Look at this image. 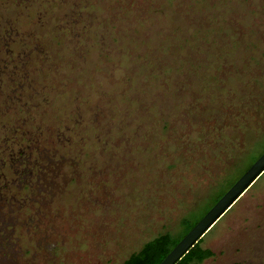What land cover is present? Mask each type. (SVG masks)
<instances>
[{"label":"rangeland","instance_id":"1","mask_svg":"<svg viewBox=\"0 0 264 264\" xmlns=\"http://www.w3.org/2000/svg\"><path fill=\"white\" fill-rule=\"evenodd\" d=\"M263 149L264 0H0V264H123ZM201 241L264 264V173Z\"/></svg>","mask_w":264,"mask_h":264},{"label":"trees","instance_id":"2","mask_svg":"<svg viewBox=\"0 0 264 264\" xmlns=\"http://www.w3.org/2000/svg\"><path fill=\"white\" fill-rule=\"evenodd\" d=\"M24 82L22 80L21 83H15L17 89H21ZM35 97V96H34ZM40 103L42 99H39ZM21 108L17 110V114H23V110L27 112V105H29V101L23 102L21 101ZM35 106H39V104H35ZM34 108V107H33ZM264 152V149L257 154V156L249 163V165L242 170V172L235 177L224 190L219 192L213 202L209 205L205 213L224 195V193L242 176V174L259 158V156ZM44 174V180L49 179L48 173ZM47 175V177L45 176ZM46 177V178H45ZM40 181V180H39ZM203 213L201 216L195 219L183 220L182 230L177 237L170 235L169 233H164L158 235L157 237L147 241L143 246L137 251L132 253L123 264H160L161 261L169 254V252L178 244V242L193 228V226L203 217L205 214ZM201 239H199L194 246H192L175 264H201L204 260L213 256V253L208 249H203L201 247Z\"/></svg>","mask_w":264,"mask_h":264},{"label":"water","instance_id":"3","mask_svg":"<svg viewBox=\"0 0 264 264\" xmlns=\"http://www.w3.org/2000/svg\"><path fill=\"white\" fill-rule=\"evenodd\" d=\"M264 173V152L203 215L160 264H175L230 209L243 193Z\"/></svg>","mask_w":264,"mask_h":264}]
</instances>
